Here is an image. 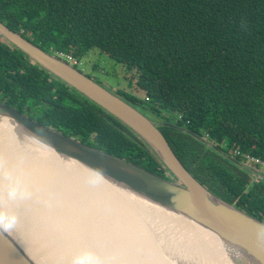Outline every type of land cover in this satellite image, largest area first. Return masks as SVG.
<instances>
[{
  "label": "trees",
  "instance_id": "16d2710c",
  "mask_svg": "<svg viewBox=\"0 0 264 264\" xmlns=\"http://www.w3.org/2000/svg\"><path fill=\"white\" fill-rule=\"evenodd\" d=\"M0 22L49 53L116 60L145 98L118 94L164 119L159 128L187 170L264 223V181L252 183L237 154L264 158V0H0ZM0 102L176 181L135 131L1 36Z\"/></svg>",
  "mask_w": 264,
  "mask_h": 264
},
{
  "label": "bare ground",
  "instance_id": "6f19581e",
  "mask_svg": "<svg viewBox=\"0 0 264 264\" xmlns=\"http://www.w3.org/2000/svg\"><path fill=\"white\" fill-rule=\"evenodd\" d=\"M17 130L14 120L0 117V209L17 216L8 233L28 260L71 264L75 255L91 251L101 264H162L153 235L136 220L143 222L136 209L139 206L153 221L157 217L164 224L184 222L183 216L110 185L77 161L65 163L53 148ZM10 183L30 195L7 199ZM189 224L200 239L191 246L176 240L178 247L172 253L183 264H256L212 230Z\"/></svg>",
  "mask_w": 264,
  "mask_h": 264
},
{
  "label": "water",
  "instance_id": "95a60500",
  "mask_svg": "<svg viewBox=\"0 0 264 264\" xmlns=\"http://www.w3.org/2000/svg\"><path fill=\"white\" fill-rule=\"evenodd\" d=\"M0 36L135 131L155 151L176 181L160 178L123 159L85 145L0 102V117L14 120L18 133L35 138L42 146L53 148L60 159L77 161L112 186L125 188L146 201L212 230L223 242L247 254L256 264H264V223L224 202L202 185L179 160L158 124L74 65L44 51L2 22ZM241 166L251 169L245 163ZM262 177L264 175L260 179ZM17 247H20L18 241L8 231H0V264H35Z\"/></svg>",
  "mask_w": 264,
  "mask_h": 264
},
{
  "label": "rangeland",
  "instance_id": "374dc122",
  "mask_svg": "<svg viewBox=\"0 0 264 264\" xmlns=\"http://www.w3.org/2000/svg\"><path fill=\"white\" fill-rule=\"evenodd\" d=\"M53 54L55 56L56 53L53 52ZM58 58H61V57H58ZM78 61L80 62V64L78 66H75L78 70L82 71L84 74L92 78L95 82L99 83L102 87L114 93L115 95L119 96L120 98L126 100L123 96H120L118 94L123 91L124 93L127 92V93L134 94L136 96H139L140 98L141 97L145 98V94L138 89L137 83L134 80L132 81L130 85V81L133 78V75H132L133 73H130V72L127 73L125 68L123 69V67L119 65V63H117L116 60L109 58L106 54H102L98 50H92L89 52L88 55L81 58V61L80 60ZM138 109L141 111L140 108ZM143 110L147 113V116L151 118L156 124H158L159 126L162 125L163 120H164L163 118H160L157 114L150 112L147 109H143ZM143 110L141 111L142 113L144 112ZM166 117L167 119L172 121V124L170 123L171 125L176 124L177 115L167 114ZM203 139H205V141L208 142L207 145L209 147H213L212 145L213 142L210 141L208 137H204ZM62 160L65 163H68V159L63 158ZM241 168L247 172L248 171L250 172L248 168H245L242 166ZM250 168L255 169V170L257 169L254 166L251 167V165H250ZM251 175H252L251 182L255 183L261 178V176L264 175V173H262L261 171L257 169L256 173L252 172ZM261 180L264 181V177H262ZM136 210L140 218L143 220V222L139 220V217H137L136 220L142 226L145 225L148 228L149 232L154 237V240L156 243H153V244L155 248L157 247L156 250L159 252V256L161 258L162 264H170L169 262L175 263L178 260L177 255L173 254L172 252L176 247H178V245H181L180 242H182V244H187L189 246L198 245L197 241L199 237H196L197 232H195L194 227L189 224L190 221L188 219L185 218L184 222H182L183 219L180 222H176L177 224L176 223L175 224L178 226H175L174 223L173 224L170 223L171 225L164 224L163 221L157 217H154V221H153L149 217V213L147 211H144V209L140 208L139 206L137 207ZM183 224L187 225L188 228L186 226H183ZM180 227H183V228H180ZM144 229L145 228H141V230H144ZM176 240L179 241L178 245H177L178 241ZM172 246H174V248H171ZM181 256L184 259L186 258L185 255H181ZM178 261H180V258ZM183 262L185 261L182 260L178 262V264H183Z\"/></svg>",
  "mask_w": 264,
  "mask_h": 264
},
{
  "label": "clouds",
  "instance_id": "9594fccd",
  "mask_svg": "<svg viewBox=\"0 0 264 264\" xmlns=\"http://www.w3.org/2000/svg\"><path fill=\"white\" fill-rule=\"evenodd\" d=\"M30 194L22 190L18 184L7 185L6 196L9 200L27 198ZM18 222L14 213L0 209V231L12 230ZM71 264H101L100 259L91 251H83L71 259Z\"/></svg>",
  "mask_w": 264,
  "mask_h": 264
},
{
  "label": "built area",
  "instance_id": "2783aa9c",
  "mask_svg": "<svg viewBox=\"0 0 264 264\" xmlns=\"http://www.w3.org/2000/svg\"><path fill=\"white\" fill-rule=\"evenodd\" d=\"M57 56L61 57L62 59L68 61L70 64L74 65V66H78L80 64V62L72 55L70 54H66V53H62V52H55ZM237 154H242L243 158L245 159V161L243 163L248 164L249 166L251 165L254 166L255 168H257L259 171H261L262 173H264V158L262 157H257L254 155H251L249 153H239L237 152Z\"/></svg>",
  "mask_w": 264,
  "mask_h": 264
},
{
  "label": "crops",
  "instance_id": "0c3cea01",
  "mask_svg": "<svg viewBox=\"0 0 264 264\" xmlns=\"http://www.w3.org/2000/svg\"><path fill=\"white\" fill-rule=\"evenodd\" d=\"M250 170H251V171H250L251 173H252V172H253V173H256V170H257V169L255 170V169H252V168H251Z\"/></svg>",
  "mask_w": 264,
  "mask_h": 264
},
{
  "label": "flooded vegetation",
  "instance_id": "af4514ba",
  "mask_svg": "<svg viewBox=\"0 0 264 264\" xmlns=\"http://www.w3.org/2000/svg\"><path fill=\"white\" fill-rule=\"evenodd\" d=\"M30 60H31V59H30ZM32 62L35 63L33 60H32ZM35 64H37V63H35ZM138 107H139V108H143L142 105H139ZM159 117H160V116H159Z\"/></svg>",
  "mask_w": 264,
  "mask_h": 264
}]
</instances>
